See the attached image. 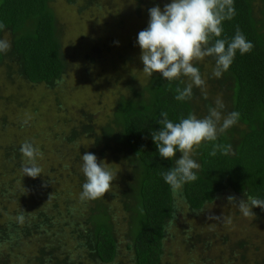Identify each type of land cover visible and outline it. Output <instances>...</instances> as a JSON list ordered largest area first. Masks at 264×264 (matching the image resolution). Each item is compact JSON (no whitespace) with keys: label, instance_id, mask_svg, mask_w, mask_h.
I'll list each match as a JSON object with an SVG mask.
<instances>
[{"label":"trees","instance_id":"obj_1","mask_svg":"<svg viewBox=\"0 0 264 264\" xmlns=\"http://www.w3.org/2000/svg\"><path fill=\"white\" fill-rule=\"evenodd\" d=\"M50 1L0 0V64L9 58L7 73L11 74L9 65L14 64L17 75L28 83L53 87L65 68ZM189 1L183 21L170 32L184 43L197 38L201 30L200 45L221 73L220 81L209 78L210 86L224 90L229 125L214 114L219 108L211 95L187 87L184 74L156 70L145 86L130 87V97L117 100L102 136L94 138L92 127L84 125L67 138L74 144L80 136H87L96 145H112L113 152L128 157L133 182L123 195L132 200L124 203L133 213L126 245L131 264H168L164 241L168 229L176 225L178 193L193 216L225 192L231 195V202L240 196L251 205H264V0ZM190 16L197 20L193 27ZM6 32L9 46L3 50ZM192 71L198 70L192 68L189 73ZM204 121L213 126V132ZM195 138L197 166L179 169L176 157ZM22 149L15 146L3 152L0 264H118V243L103 186L76 163L58 176L51 170L52 179L41 182L25 172ZM27 150L33 153L31 143ZM7 176L12 180L6 181ZM66 181L79 193L77 200L70 198V190L63 197L58 193L50 196L51 190ZM18 183L34 195L33 206L24 205L22 191L14 190ZM39 189L45 200L42 194L36 195ZM256 209L254 214H262ZM184 235L189 250L199 253V264L213 263L206 256L212 249L207 238L198 241L201 236L195 230ZM244 243L236 244L242 250L240 264H264V258L245 257ZM27 247L32 248L28 254Z\"/></svg>","mask_w":264,"mask_h":264},{"label":"rangeland","instance_id":"obj_2","mask_svg":"<svg viewBox=\"0 0 264 264\" xmlns=\"http://www.w3.org/2000/svg\"><path fill=\"white\" fill-rule=\"evenodd\" d=\"M72 1V5L68 0L50 1L65 68L53 87L28 83L17 75L14 64L9 65L11 74L7 73L9 58H6L7 63L0 64V168L6 165L2 162L5 148L22 146L23 165H27L25 172L41 182L52 179L51 170L58 176L73 163L86 169L93 181L105 189L103 198L118 243L117 262L131 264L132 256L126 245L130 242L129 225L133 213L124 208V203L129 204L131 199L123 194L127 195L133 182L130 179L133 167L124 153L112 151V145L111 148H106L102 142L96 145L95 140L87 136H80L74 144L68 143L72 130L88 125L92 127L94 138L102 136L101 130L110 122L117 100L129 98L130 87L145 86L156 70L182 73L187 87L197 89L200 94H210L213 104L219 108L214 114L218 118L221 116L219 120L227 126L230 113L224 90L210 86L209 80L220 81L221 73L217 63L200 45L201 30L198 29L197 38L184 43L176 33L170 32L183 21L189 0ZM190 17L193 27L197 20L195 16ZM158 35L160 38L153 40ZM9 39L10 34L6 32L1 42L3 50L8 48ZM192 68L198 71L190 74ZM204 123L208 131L213 132V126ZM196 140L192 139L181 148L175 159L179 169L186 171L190 165L197 166L194 159ZM30 143L34 150L31 154L27 153ZM7 180L12 178L7 176ZM15 185L14 190L22 191L24 205L33 206L34 195L23 184ZM59 185L50 191V196L58 193L63 197L70 190V198L78 199L79 193L74 192L69 181ZM41 194L45 200L39 189L36 195ZM230 197L225 192L193 216L179 193L176 194V225L166 233L164 261L199 264V253L189 250L184 235L194 230L202 237L198 241L207 238L212 246L206 256L215 264H240L242 250L236 247L238 242H245L246 258L260 257L262 260L264 205H251L240 196L237 202H231ZM255 209L262 214H254ZM198 246L195 243V247ZM28 248L27 254L32 249Z\"/></svg>","mask_w":264,"mask_h":264}]
</instances>
